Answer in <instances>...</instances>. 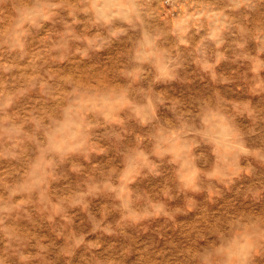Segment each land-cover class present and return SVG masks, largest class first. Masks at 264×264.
Masks as SVG:
<instances>
[{
	"label": "rangeland",
	"instance_id": "374dc122",
	"mask_svg": "<svg viewBox=\"0 0 264 264\" xmlns=\"http://www.w3.org/2000/svg\"><path fill=\"white\" fill-rule=\"evenodd\" d=\"M149 2L153 9L152 30L125 42L130 47H124L117 55L127 63L122 66L119 79L110 84L107 98L100 101L108 109L105 117H112L119 130L107 133L106 142L93 145L95 154H104L108 151L107 143L117 140L125 147L122 164L105 171L99 162H94L93 172L82 189L60 197L71 200L69 208L53 201L52 211L44 219V223L53 226L57 241L68 242L64 231L67 226L73 245L68 252L69 260L81 249L92 252L104 248L106 254L119 253L118 264L128 260L131 264H177L181 259L179 253L191 243L190 234L203 217L193 215L194 200H182L170 188L152 183L153 155L160 153L162 144L175 141L163 156L174 166L178 193L183 188L195 193L207 191L210 195V187L204 189L197 183L207 168L209 177L228 187L243 188L245 195L251 194L255 185L248 182L251 178L247 173L251 168L246 165L251 161L264 162L261 158L264 153V44L258 36L264 27V14L258 7L243 8L237 4L229 15L218 6L213 7L218 5V0ZM252 2L256 4L257 0ZM35 3L36 0H5L0 5V36L11 32L20 42L26 61L19 64L11 59L0 61V93L5 94L0 95V151L7 138L3 122L8 120L15 121V127L8 134L24 137L26 143L39 149L42 157L48 148L59 153L62 147L40 133L45 123L43 117L52 102L56 65L64 58L57 61L53 55L46 62L32 63V53L39 51L32 43L33 26L37 25L40 15V10L32 7ZM201 3L209 5L206 19L198 8ZM185 13L189 16L194 13L200 23L186 18ZM83 15L69 12L67 18H61L58 25L45 32L44 40H50L53 34L63 37L68 32L83 45L76 49L77 53L89 59L93 52L113 48L114 42L124 35L120 28H115L111 35L90 31L81 23ZM241 15L246 18L243 24L239 23ZM43 23L51 24V20ZM193 33L199 37L195 45L190 38ZM185 48L191 50L182 51ZM105 62H115V58L107 56ZM145 77L151 78L148 87L134 91L128 86V82L142 83ZM209 92L232 107L230 123L228 118L221 117L225 155L211 165L204 137L192 138L193 125L186 118L190 102L207 104ZM25 98H32V103L24 105ZM84 102L97 107L95 99ZM209 114L216 116L210 106L202 113V123ZM138 129L155 132V135L149 132L153 155L141 146L145 137ZM207 142L216 151L217 141ZM4 159L11 161L13 157H0ZM222 164L231 169L230 176L223 174ZM162 190L167 202L161 198ZM224 195L239 197L240 191ZM36 239L43 245L48 236L41 234ZM82 259L87 260L84 256Z\"/></svg>",
	"mask_w": 264,
	"mask_h": 264
},
{
	"label": "clouds",
	"instance_id": "9594fccd",
	"mask_svg": "<svg viewBox=\"0 0 264 264\" xmlns=\"http://www.w3.org/2000/svg\"><path fill=\"white\" fill-rule=\"evenodd\" d=\"M4 3L5 0H0V5ZM237 4L243 8L258 7L264 14V0H257L256 4L252 0H218V5L213 7L218 6L222 12L227 11L232 15ZM32 7L40 10L37 25L33 26L35 32L32 40L39 51L32 53V63L46 62L53 55L57 61L60 57L64 58L56 65L58 72L57 80L53 81L52 102L48 114L43 117L45 123L40 133L62 147L59 153L48 148L41 157L39 149L26 143L24 137L8 134V130L15 127V121L3 122L7 138L0 157L12 156L13 159L0 160V264H113L114 260L118 264L119 253L106 254L104 248L92 252L81 249L69 260L68 252L73 245L67 226L64 231L68 242L63 239L57 241L53 226L44 223V219L52 211L53 201L62 208H69L71 200L60 197L63 193L71 194L82 189L93 172L94 162H99L105 171L122 164L125 147L117 140L107 143L108 151L104 154H95L93 145L106 142V134L117 129V122L112 117H105L108 109L100 101L107 98L110 84L119 79L121 68L127 63L125 58L117 55L124 47H130L125 42L138 39L143 31L152 30L153 9L149 0H36ZM198 8L202 18L206 19L209 5L201 3ZM69 12L77 15L83 13L81 23L90 31L111 35L115 28H120L124 35L114 42L113 48L93 52L89 59L77 53L76 49L83 45L68 32L59 38L53 34L50 40L45 41V32L58 25L61 18H67ZM185 16L196 24L200 23L194 13L191 16L185 13ZM49 19L51 24L43 23ZM245 19L241 15L239 23L243 24ZM258 36L264 44V27ZM190 38L193 45L199 39L195 33ZM190 50L182 49L184 52ZM107 56L114 57L115 62L106 63ZM7 59L17 64L26 63L20 42L8 31L0 36V61ZM150 80V77H145L142 83L133 85L128 82V86L135 91L148 87ZM208 96L207 104L203 101L190 102L186 118L193 125L192 138L204 137V147L211 165L216 163L218 157L225 155L221 117L228 118L230 123L232 107L230 103L218 100L211 92ZM89 99L97 101L96 108L84 102ZM22 103L31 104L32 98H25ZM209 106L216 116L213 118L209 114L206 122L202 123V113ZM138 131L145 137L141 146L153 155L149 132L153 135L155 132L152 129ZM241 132L247 134L243 129ZM211 139L217 141L216 151L213 144L207 142ZM174 143V140H170L168 144H162L160 153L153 155L155 166L151 169L152 183L170 188L172 194L179 195L182 200L191 198L196 202L193 215L203 217L190 234L191 243L179 253L181 259L177 264H264V162L251 161L246 165L251 168L247 173V177L251 178L248 182L255 185L251 194L245 195L243 188L228 187L218 179L209 177L207 168L197 183L204 189L210 187V195L207 191L195 193L183 188L178 193L174 166L169 158L163 156V152ZM228 143H232L231 134ZM221 168L225 176L232 174L229 167L222 164ZM241 172L243 174V168ZM234 191H240V196L225 197V192ZM160 195L167 202L163 190ZM44 229L53 231L45 232ZM41 234L48 236L43 245L36 239ZM201 241L207 243L201 244ZM125 264H131V260Z\"/></svg>",
	"mask_w": 264,
	"mask_h": 264
},
{
	"label": "snow or ice",
	"instance_id": "6c2138e0",
	"mask_svg": "<svg viewBox=\"0 0 264 264\" xmlns=\"http://www.w3.org/2000/svg\"><path fill=\"white\" fill-rule=\"evenodd\" d=\"M261 158L264 159V153L261 154Z\"/></svg>",
	"mask_w": 264,
	"mask_h": 264
}]
</instances>
